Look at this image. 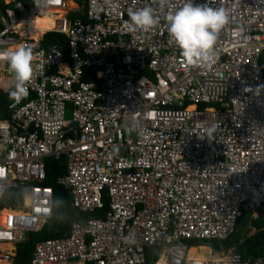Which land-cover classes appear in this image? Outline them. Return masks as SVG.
<instances>
[{"label":"built area","instance_id":"2783aa9c","mask_svg":"<svg viewBox=\"0 0 264 264\" xmlns=\"http://www.w3.org/2000/svg\"><path fill=\"white\" fill-rule=\"evenodd\" d=\"M31 1L0 13V51L33 54L27 96L0 116V264H15L17 247L52 219L48 160H63L56 184L89 219L36 243L30 264H264L234 250L189 258V243L229 239L242 206L264 203V0H207L229 16L207 68L187 66L168 37L164 16L185 0H86L85 12L77 1L86 21L66 12L39 41L20 21L67 11L68 0ZM146 6L158 24L129 32L128 10ZM49 33L67 36V57L42 45ZM211 125L213 139H201ZM15 188L22 204L2 206ZM105 197L109 212L94 218Z\"/></svg>","mask_w":264,"mask_h":264},{"label":"trees","instance_id":"16d2710c","mask_svg":"<svg viewBox=\"0 0 264 264\" xmlns=\"http://www.w3.org/2000/svg\"><path fill=\"white\" fill-rule=\"evenodd\" d=\"M15 1L22 2L27 9L33 4L31 0ZM80 4L84 8L83 12H85L86 0H80ZM13 7L14 4H6L4 0H0V13H4L7 9H12ZM73 15V17H80L86 21L84 13H75ZM2 29L3 25L0 22V31H2ZM56 44L62 46L67 57L68 38L64 34L49 33L44 37L42 42L44 47ZM11 101L12 100L8 96V91H0V116L2 119L10 118L8 106ZM205 107L206 105H203L201 108L203 109ZM46 165L47 178L43 182V185L52 187L54 190L53 216L40 233L30 234L29 239L18 246L15 264H30L36 243L49 239L68 237L74 223L83 224L89 219L88 215L83 214L72 207L69 192L62 186L56 184V179L65 174L63 160H48ZM23 195L24 192L20 188L9 190L3 196L2 206L14 208L17 205L22 204ZM109 210V200L105 197L104 208L92 214V216L94 218H104ZM252 230H254L253 234L250 233ZM209 242H212L215 250H221V252H228L229 250L234 249V251L241 254L245 260L253 261L256 259H264V203L254 204L253 206L245 204L242 206L241 216L239 217L236 231L229 239L225 241H201L199 242L200 244L196 246L207 247ZM191 244L193 243H189L190 246H194Z\"/></svg>","mask_w":264,"mask_h":264},{"label":"clouds","instance_id":"9594fccd","mask_svg":"<svg viewBox=\"0 0 264 264\" xmlns=\"http://www.w3.org/2000/svg\"><path fill=\"white\" fill-rule=\"evenodd\" d=\"M128 19L124 21L126 29L135 33L150 30L158 24V18L150 6L129 9ZM169 39L180 50V56L187 66L207 68L216 61V41L219 32L229 23L225 9L204 4H194L185 0L182 6L164 16ZM0 57L7 61L12 83L8 96L19 102L27 96V83L31 79L33 54L29 47L18 44L14 48L0 51ZM264 87V86H258ZM247 90V89H246ZM201 139L212 140L216 132L214 125L205 128Z\"/></svg>","mask_w":264,"mask_h":264},{"label":"bare ground","instance_id":"6f19581e","mask_svg":"<svg viewBox=\"0 0 264 264\" xmlns=\"http://www.w3.org/2000/svg\"><path fill=\"white\" fill-rule=\"evenodd\" d=\"M68 6L69 8H73L75 6L74 0H68ZM65 14L66 11L37 8L32 13H30V15L26 19L20 21V23L17 26V30L21 32L22 36H27L30 39L39 41L46 31L53 30L56 27L55 19L62 18ZM11 83L12 80H9L7 77L5 76L0 77L1 87H6L7 85L9 86ZM194 109L195 107L189 108L190 111ZM201 248L208 249L206 247H201ZM198 249H192L190 251L191 255L194 256L195 254H197L196 250ZM197 255H201V254L198 253ZM191 258H196L198 261L203 263L209 262V260L198 257L191 256Z\"/></svg>","mask_w":264,"mask_h":264},{"label":"rangeland","instance_id":"374dc122","mask_svg":"<svg viewBox=\"0 0 264 264\" xmlns=\"http://www.w3.org/2000/svg\"><path fill=\"white\" fill-rule=\"evenodd\" d=\"M5 1V3L7 4V3H9L11 0H4ZM77 1L79 2V4H80V0H74V4H76V6H78V4H77ZM33 5L34 4H31L29 7H28V9H31L32 7H33ZM76 6H74L73 8H68V10L66 11V12H70L71 13V15L70 16H74L73 14H75L74 12H72V11H75V10H77V7ZM80 9H79V11H82L83 12V6L80 4L79 6H78ZM0 69L2 70V71H4V70H8V65H7V63H3L2 65H0ZM262 69H263V71H264V67H262ZM1 75H4V73L3 72H1L0 73V76ZM7 76H10L9 74H7ZM11 78V77H10ZM210 106H212V107H214V108H217V106H215V105H210ZM202 106H200L199 108H201ZM202 109V108H201ZM68 118L70 117V114L68 113ZM255 216V215H254ZM251 234H253L254 233V230H252L251 232H250ZM191 243H193V244H191V245H194V246H191L192 248H195V249H198V248H196V245H198V244H200L199 242H191ZM18 248V247H17ZM207 248L209 249H205V248H201V249H198V250H196L197 252V254L198 253H200L201 255H197V254H195L194 256L193 255H191V253L189 254V258H191V256L192 257H198V258H202V259H206V260H209V259H212V260H215V259H217V254H222V252H221V250H215L214 248H213V245H212V242L210 243L209 242V244L207 245ZM231 250H234V249H231ZM231 250H229V251H231ZM229 251H228V253H229ZM226 252V251H225ZM191 255V256H190ZM220 264H223V263H220Z\"/></svg>","mask_w":264,"mask_h":264},{"label":"crops","instance_id":"0c3cea01","mask_svg":"<svg viewBox=\"0 0 264 264\" xmlns=\"http://www.w3.org/2000/svg\"><path fill=\"white\" fill-rule=\"evenodd\" d=\"M207 248V247H206Z\"/></svg>","mask_w":264,"mask_h":264}]
</instances>
